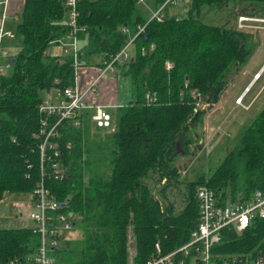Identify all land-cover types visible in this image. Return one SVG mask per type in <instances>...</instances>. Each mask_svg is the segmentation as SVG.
<instances>
[{
    "label": "trees",
    "instance_id": "16d2710c",
    "mask_svg": "<svg viewBox=\"0 0 264 264\" xmlns=\"http://www.w3.org/2000/svg\"><path fill=\"white\" fill-rule=\"evenodd\" d=\"M163 2L155 0L154 7ZM228 5L237 15H264V0H186L177 8L166 6L161 21L143 16L138 0L78 4L77 23L84 29L77 34L81 67L92 57L107 59L119 52L127 40L121 28L132 36L137 26L144 28L132 42L131 56L118 68L129 82L130 104L113 110V131L98 134L85 119L78 128L65 122L57 126L53 140L58 158L53 160L65 174L56 181L49 162H43L40 176L39 140L32 134L39 127L42 92L72 84L70 56L45 54L66 34L63 0H23L9 68L0 73V200L6 194L31 192L41 179L81 233L74 245L66 236L59 252L63 264H145L154 243L162 253L180 246L196 226L198 184L211 188L220 204L264 193L263 103L208 177L185 185L181 210L174 213L172 201L164 198L167 190L170 198L178 180L168 166L173 157L187 152V131L202 114L193 112L192 92H199L209 106L216 103L228 83L225 72L248 55L245 34L202 21L201 10L219 11ZM146 95L155 103L147 104ZM91 137L98 138L97 149L107 154L104 178L92 173V160L85 158L91 154ZM46 155L52 152L46 150ZM154 170L159 171L157 199L145 184ZM85 172H90L86 183ZM169 178L173 184L166 182ZM37 242L28 228L0 229V263L30 253ZM211 252L220 258L248 253L264 257V220L254 219L240 235L221 230Z\"/></svg>",
    "mask_w": 264,
    "mask_h": 264
},
{
    "label": "built area",
    "instance_id": "2783aa9c",
    "mask_svg": "<svg viewBox=\"0 0 264 264\" xmlns=\"http://www.w3.org/2000/svg\"><path fill=\"white\" fill-rule=\"evenodd\" d=\"M81 1L63 0V22L67 31L63 37L55 41V44H52L60 46L63 56H70L72 59V84L66 87H50L42 92L37 108L39 127L38 131L32 134V138L39 140L37 148L40 176H42L43 162H49V173L56 181H60L65 174L60 163L53 160L58 158L57 142L53 140L57 138V126L65 122L78 128L82 124L81 120L85 119L91 130L99 129L104 132L112 130L113 118L108 110L113 111L122 106L93 104L89 96L96 92L101 78L106 73L120 74L118 68L131 56L132 42L135 36L143 32L144 28L137 26L133 36L126 28H121V33L127 36L125 44L113 56L109 55L107 59L99 57V67L95 70V77L84 82L81 78L82 67L77 62L82 56L78 47L77 34L84 32V29L77 23L79 17L77 7ZM140 2L141 0H138V3ZM185 2L186 0H164L160 6L154 7V12L149 19L161 21L166 6H183L181 3L185 4ZM18 8L17 3H14L11 8V16H15L13 21L18 15L20 16L22 8L19 13ZM8 9L9 0H0V73L9 68L7 59L13 53L12 48L7 46L8 42L13 40V34L5 30ZM182 11L184 13V10ZM235 23L236 30L241 32L257 29L258 24L264 23V20L252 15L238 14ZM191 95L194 102L193 112H206L209 107L208 103L202 100L198 92H192ZM244 95L237 98L235 103L239 104ZM145 100L149 105L155 103V99L150 95H146ZM46 150L52 152V156L46 155ZM26 196L28 197L23 204L19 203L20 205L14 207L24 210L22 212L30 226L21 228L30 229L38 239L37 245L30 253L8 258L0 264H63L60 262L59 252L67 234L73 229L72 216L61 211L62 206L43 188L41 179ZM194 200L196 226L189 233L187 241L166 253H162L158 242L154 243L153 254L145 264H264V257L259 254H236L220 258L211 252L212 247L220 241L221 230L230 229L236 235H240L254 219L264 220V193L255 191L248 199H237L234 202L226 201L220 204L214 191L201 183L195 186ZM17 216L19 217L20 214Z\"/></svg>",
    "mask_w": 264,
    "mask_h": 264
},
{
    "label": "rangeland",
    "instance_id": "374dc122",
    "mask_svg": "<svg viewBox=\"0 0 264 264\" xmlns=\"http://www.w3.org/2000/svg\"><path fill=\"white\" fill-rule=\"evenodd\" d=\"M14 3L19 5L17 10L19 13L22 8L23 0H9V9L5 20V30H8L12 34L14 33L16 24L19 22V15L16 17L15 21H13L15 16H11V8ZM153 3V0H143L142 4L138 3L143 16L146 17L149 15L148 12L149 9L153 7ZM181 5L184 4L181 3ZM178 6L179 5H176L173 8H177ZM259 9L261 10V8ZM181 10L184 9L182 8ZM182 12L183 11H180L181 14H183ZM200 12L203 14V22L212 25L225 26L228 29L237 31L235 27L237 12H233L231 5L222 9L219 8V11L203 9ZM252 16L264 20V15L259 14V12L254 13ZM241 32L245 34L244 36L246 40L244 45L246 50H250L253 47V40H261L264 44V23L258 24L257 29L244 30ZM12 42L13 40L9 41L8 44H10L7 46L14 51ZM45 54L63 56V50L58 45H52L46 49ZM98 59L99 58L95 56L92 57L91 61L94 60L97 62L99 61ZM91 61L90 59L86 61L85 67L89 66ZM258 66L259 64L250 68L245 67V73L248 75L253 74L258 69ZM239 70H241V66L235 64L225 72L229 85L222 91L221 96L216 103L210 105L206 112L201 111L202 114L196 122V125L193 128L188 129L186 136L190 144L187 146V152L173 157L172 162H170L168 166V168H174L178 175L177 187L174 189L173 194H170L169 198L167 190L165 192L167 197H164L165 199H170L172 201V205L175 208L174 213L182 209V204L185 201L186 195L185 185L189 182L195 181L198 176L208 177L209 172L234 146L236 141L242 135L247 124L253 119L259 107L264 103V69L260 72L259 76L255 75L256 77H252L254 83H252L246 90L243 87L248 82L249 77L248 75L247 77L244 76V74L242 75V72L239 73ZM109 74L110 73H106L104 77L106 78L110 76ZM242 78H245L243 79L244 82L239 85V81L241 82ZM241 91L242 93H240ZM238 94L239 96L233 99V97ZM242 94L246 95L242 98L239 104H236V99L241 97ZM129 104V101H127L124 107ZM111 115H113V112ZM112 131L113 128L112 130L107 131V133H111ZM215 132H217V134H215ZM96 133L103 135L104 131L97 129ZM102 135L98 137L100 138ZM109 135L107 134L105 137ZM101 140L104 141L105 139ZM98 143V138H90L88 147L91 154L89 156L85 155V158L92 160L94 167L92 173L104 178L108 173L107 162L103 160L106 158L107 154L97 149ZM89 175L90 172L84 173L85 183L87 182ZM149 176L150 180L147 179L145 184L152 194V197L157 199V193L160 190L158 183H156L159 177V171L154 170V173L150 171ZM166 182L173 184V179L169 178V181ZM26 195L15 193L6 194L5 198L0 200V229L30 226L26 220L24 212H22L24 210L21 208L15 209L14 207L20 205L19 203L23 204L28 197ZM17 214H20V216L18 217ZM67 236L71 239L73 245L78 244L81 240L80 238H82L79 229L76 228H73Z\"/></svg>",
    "mask_w": 264,
    "mask_h": 264
},
{
    "label": "crops",
    "instance_id": "0c3cea01",
    "mask_svg": "<svg viewBox=\"0 0 264 264\" xmlns=\"http://www.w3.org/2000/svg\"><path fill=\"white\" fill-rule=\"evenodd\" d=\"M153 2H154L153 7L149 9V12H148L149 15L147 17H150V15L154 12L153 9H154L155 0H153ZM142 3H143V0H141L140 4ZM253 41H254L253 47L247 51L248 55L245 61L240 65L241 70H239V73L242 72V75L244 74V76L247 77L248 74L245 73V67L250 68L258 64L259 66H258V69L253 74L248 75L249 80L243 87L245 90L248 89L252 83H254L253 82L254 80L252 79V77L255 75L259 76L260 72L264 69V44L261 42V40H258V41L253 40ZM97 64H98V61L95 62L94 60H92V63L89 66L82 67L81 78L84 82H87L95 77L96 75L95 70L97 69ZM109 75L110 76L106 78L105 77L101 78L96 92L93 95L89 96V100H91L93 104H103L105 106H111V105L124 106L126 105L127 101L130 100L129 82L127 78H125L123 75L115 74V73H110ZM243 79L245 78H242L241 82L239 81V85L244 82ZM228 85H229V82L227 83L226 86ZM240 93H242V91ZM239 94L234 96L233 99L235 97H238ZM112 112H113L112 110H108V113L110 115Z\"/></svg>",
    "mask_w": 264,
    "mask_h": 264
}]
</instances>
